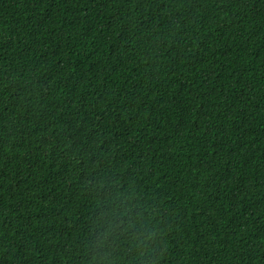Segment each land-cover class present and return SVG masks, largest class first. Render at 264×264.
Instances as JSON below:
<instances>
[{
	"label": "trees",
	"instance_id": "1",
	"mask_svg": "<svg viewBox=\"0 0 264 264\" xmlns=\"http://www.w3.org/2000/svg\"><path fill=\"white\" fill-rule=\"evenodd\" d=\"M0 264H264V0H0Z\"/></svg>",
	"mask_w": 264,
	"mask_h": 264
}]
</instances>
